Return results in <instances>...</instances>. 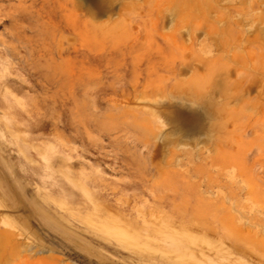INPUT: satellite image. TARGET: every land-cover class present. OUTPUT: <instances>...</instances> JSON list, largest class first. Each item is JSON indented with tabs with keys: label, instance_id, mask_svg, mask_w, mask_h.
<instances>
[{
	"label": "rangeland",
	"instance_id": "374dc122",
	"mask_svg": "<svg viewBox=\"0 0 264 264\" xmlns=\"http://www.w3.org/2000/svg\"><path fill=\"white\" fill-rule=\"evenodd\" d=\"M0 264H264V0H0Z\"/></svg>",
	"mask_w": 264,
	"mask_h": 264
}]
</instances>
